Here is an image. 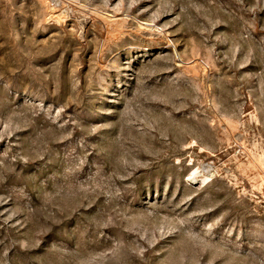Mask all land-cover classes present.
<instances>
[{
  "label": "rangeland",
  "instance_id": "374dc122",
  "mask_svg": "<svg viewBox=\"0 0 264 264\" xmlns=\"http://www.w3.org/2000/svg\"><path fill=\"white\" fill-rule=\"evenodd\" d=\"M0 264H264V0H0Z\"/></svg>",
  "mask_w": 264,
  "mask_h": 264
}]
</instances>
